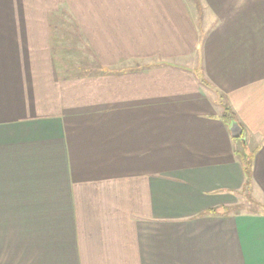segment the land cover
<instances>
[{
    "label": "crops",
    "instance_id": "0c3cea01",
    "mask_svg": "<svg viewBox=\"0 0 264 264\" xmlns=\"http://www.w3.org/2000/svg\"><path fill=\"white\" fill-rule=\"evenodd\" d=\"M0 264H264V0H0Z\"/></svg>",
    "mask_w": 264,
    "mask_h": 264
},
{
    "label": "trees",
    "instance_id": "16d2710c",
    "mask_svg": "<svg viewBox=\"0 0 264 264\" xmlns=\"http://www.w3.org/2000/svg\"><path fill=\"white\" fill-rule=\"evenodd\" d=\"M204 82V80H203ZM222 119L229 124L232 120H238L236 113L231 109V107L227 106L223 108V113H222ZM244 166H245V173L247 176V184L250 181V167H251V154L245 153L244 154Z\"/></svg>",
    "mask_w": 264,
    "mask_h": 264
},
{
    "label": "water",
    "instance_id": "95a60500",
    "mask_svg": "<svg viewBox=\"0 0 264 264\" xmlns=\"http://www.w3.org/2000/svg\"><path fill=\"white\" fill-rule=\"evenodd\" d=\"M230 132L233 138L235 139H244L243 137V128L237 120H232L230 122Z\"/></svg>",
    "mask_w": 264,
    "mask_h": 264
},
{
    "label": "rangeland",
    "instance_id": "374dc122",
    "mask_svg": "<svg viewBox=\"0 0 264 264\" xmlns=\"http://www.w3.org/2000/svg\"><path fill=\"white\" fill-rule=\"evenodd\" d=\"M245 151H246V153H248V151H250V149L248 147H246ZM246 201H250L252 203V205H248L249 208H251V209H256L257 208V209H259V207L250 199V196H247ZM238 208L243 210L244 205H239Z\"/></svg>",
    "mask_w": 264,
    "mask_h": 264
}]
</instances>
